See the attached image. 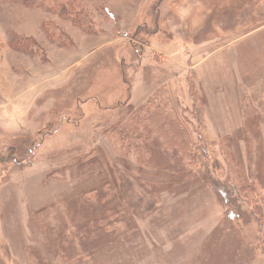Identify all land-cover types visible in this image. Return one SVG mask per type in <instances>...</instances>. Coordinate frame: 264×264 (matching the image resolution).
I'll return each instance as SVG.
<instances>
[{
    "label": "rangeland",
    "instance_id": "1",
    "mask_svg": "<svg viewBox=\"0 0 264 264\" xmlns=\"http://www.w3.org/2000/svg\"><path fill=\"white\" fill-rule=\"evenodd\" d=\"M0 264H264V0H0Z\"/></svg>",
    "mask_w": 264,
    "mask_h": 264
}]
</instances>
